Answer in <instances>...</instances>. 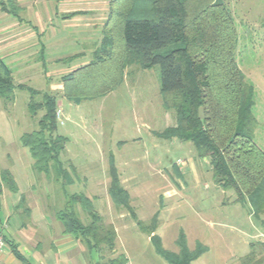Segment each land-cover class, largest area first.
<instances>
[{
    "label": "rangeland",
    "instance_id": "1",
    "mask_svg": "<svg viewBox=\"0 0 264 264\" xmlns=\"http://www.w3.org/2000/svg\"><path fill=\"white\" fill-rule=\"evenodd\" d=\"M110 1L14 0L10 8L24 20L20 28L26 32L19 37L26 38L23 48L13 37L21 32L11 27L14 18L0 10V29L10 27L0 31V56L12 69L15 83L56 98L61 114L55 134L66 139L59 160L71 180L66 183L55 172L47 176L33 171L31 154L21 138L38 129L43 110L32 116L29 93L16 90L11 100L0 99V170L9 171L18 188L16 194L4 189L0 197V222L5 224L0 235L4 238L10 227L20 236L15 240L27 256L25 230L16 223L19 218L22 223L15 209L20 198L30 208L36 233L52 241L65 234L48 208L63 209L71 195L84 194L104 223L115 229L114 250L90 249L82 243L68 247L60 255L63 261L106 264L107 258L123 256L126 264H171L162 252L178 255L182 241L190 256L202 250L190 264H242L250 243H264L262 220L253 217L247 204L236 202L232 190L214 183L209 158L200 157L192 142L157 136L175 124L173 112L162 106L159 67L143 69L132 63L125 67L118 88L78 104L66 100L58 88L62 77L87 65L100 46ZM222 1L238 37L236 62L254 91L252 143L264 152V0ZM203 2L190 1V18ZM78 10L88 15L83 19L95 18L93 22L98 20L102 27L73 25L71 19H63ZM132 14H139L137 8ZM33 99L38 102L40 95ZM113 170L131 211L117 208L111 199ZM75 212L83 224L88 223L79 207ZM255 251L261 248L256 246Z\"/></svg>",
    "mask_w": 264,
    "mask_h": 264
},
{
    "label": "trees",
    "instance_id": "2",
    "mask_svg": "<svg viewBox=\"0 0 264 264\" xmlns=\"http://www.w3.org/2000/svg\"><path fill=\"white\" fill-rule=\"evenodd\" d=\"M8 1L9 5L0 0V8L13 13L10 6L14 0ZM190 1H110L100 46L87 65L62 77V95L77 104L104 97L123 83L126 66L136 63L143 69L159 67L162 106L173 112L175 124L157 136L192 142L200 157L209 158L214 183L232 190L236 202L247 204L253 217L264 225V152L252 143L256 122L251 112L254 91L236 62L235 25L222 0H203L192 18L188 12ZM136 8L139 14H132ZM16 90L29 93L32 116L43 110L38 129L21 138L31 154L33 171L47 176L55 172L66 183L71 182L59 160L66 139L55 134L56 98L15 83L12 70L0 56V99L11 100ZM38 95L40 100L36 102L33 98ZM199 108L203 109V119L198 118ZM4 189L12 194L18 191L11 173L0 170V197ZM109 194L117 208L130 209L129 197L118 186L114 170ZM76 207L86 214L88 223H82ZM15 209L20 211L21 225L25 227L31 211L24 197ZM48 210L61 222L65 235L90 249L113 253L115 229L104 223L84 194L71 195L63 209ZM152 239L158 248V241ZM4 243L8 244L5 237ZM256 246L261 248L258 253ZM180 247L178 255L160 252L171 264H190L202 252L199 249L190 256L182 241ZM263 256L264 243H251L242 264H262ZM106 260V264L127 263L123 256Z\"/></svg>",
    "mask_w": 264,
    "mask_h": 264
},
{
    "label": "crops",
    "instance_id": "3",
    "mask_svg": "<svg viewBox=\"0 0 264 264\" xmlns=\"http://www.w3.org/2000/svg\"><path fill=\"white\" fill-rule=\"evenodd\" d=\"M0 10H1V8H0ZM1 12L5 13V14H9V16L14 18L16 24L12 25L11 27L13 29H17V31H18V29H20L21 32L15 34L13 37L15 38V40H19V44H20L19 47L20 48L25 47L27 45V43H25L26 38L24 37V40H23V38L19 39V37L26 32V31H24V33H23L22 28H20L21 23H23L24 20H22V18L19 16V14L10 13L7 11L3 12L2 10H1ZM87 16L88 15L86 14V12L84 10L83 11L78 10V11H73L71 13L65 14L63 16V19H65V20L71 19L73 25L80 22V24L84 25L85 27L96 26L97 23L99 25L96 28H98L99 26L102 25L98 22V20L93 22L95 20V18L93 20L83 19L84 17H87ZM17 25L19 28L15 27ZM7 28H6V26H3V28H1L0 31H4ZM32 28L35 30V27H32ZM2 35L3 34H0L1 37H2ZM20 40L22 41V43ZM3 42H4V40H3ZM41 50H42V48H41ZM78 55H75V56L67 58V59L71 60L72 58L77 57ZM41 57L42 56H40V58ZM63 60H66V59H63ZM57 62H59V61H57ZM58 88H60V91L62 93V84H60L58 86ZM30 221H31L30 224L23 227L21 225L20 218H19V220L16 219V223L18 224L17 228H19L21 230H25V232H23V231L22 232H23L25 239H27V245L29 244V246H28L29 248H27V256H25L23 254L22 247L15 240V239L19 240L20 236L18 237V235L16 233H14L10 227H7L5 230L6 233L4 234V236L7 239L8 244H5L4 250L0 253V264H70V262L67 260L63 261L60 258V255L62 253H64V251H66L68 249V247L79 246L80 244H82V242H80L79 240H76L71 235H63V237H60L58 239H55L52 241H45L46 238L44 239V236H41L38 233H36L37 232L36 227H35L34 223H32L31 218H30ZM1 224H4V223L0 222V226H2ZM34 238H35V240H34ZM42 242H45V244L43 245ZM24 245L26 246L25 242H24ZM250 245H251V243L249 244V247H250ZM52 255L53 256L56 255L57 259L53 260ZM77 263L83 264L82 261H78ZM262 264H264V256L262 259Z\"/></svg>",
    "mask_w": 264,
    "mask_h": 264
},
{
    "label": "built area",
    "instance_id": "4",
    "mask_svg": "<svg viewBox=\"0 0 264 264\" xmlns=\"http://www.w3.org/2000/svg\"><path fill=\"white\" fill-rule=\"evenodd\" d=\"M60 110H58L56 112V117H57V120L60 118ZM4 247H5V243H4V238L0 235V253L4 250Z\"/></svg>",
    "mask_w": 264,
    "mask_h": 264
},
{
    "label": "water",
    "instance_id": "5",
    "mask_svg": "<svg viewBox=\"0 0 264 264\" xmlns=\"http://www.w3.org/2000/svg\"><path fill=\"white\" fill-rule=\"evenodd\" d=\"M203 117H204L203 109L199 108V110H198V118L199 119H203Z\"/></svg>",
    "mask_w": 264,
    "mask_h": 264
}]
</instances>
